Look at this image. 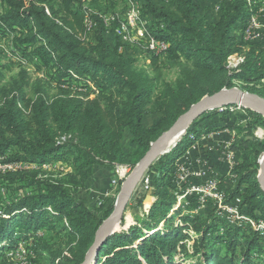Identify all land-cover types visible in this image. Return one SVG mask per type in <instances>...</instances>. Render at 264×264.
<instances>
[{
	"label": "trees",
	"instance_id": "1",
	"mask_svg": "<svg viewBox=\"0 0 264 264\" xmlns=\"http://www.w3.org/2000/svg\"><path fill=\"white\" fill-rule=\"evenodd\" d=\"M2 1L8 7L0 15L2 33L14 32L17 26L31 30L23 45L41 44L36 53L51 64L61 87L60 95L51 101L44 95L26 99L22 85L1 100L0 155L6 157L8 150L15 148V153L6 157L8 163L42 166L65 161L71 155L83 183L100 167L133 170L151 144L193 104L231 88L233 80H264L260 71L264 50L257 44L246 55L240 72L231 73L227 68L226 59L235 52L238 40L237 44H243V37L234 36L233 30L237 24L243 27L248 19L244 0L225 1L212 23L199 17L195 0H137L142 4L143 19L149 21L146 35L169 44L164 53L168 59L183 58L191 63L177 88L158 94L150 111L152 80L119 53L120 44L113 48L112 34L106 33L100 15H93L97 26L88 34L92 41L83 40L86 14L80 0H61L60 11L53 0ZM261 34L264 40V30ZM160 56L151 55L154 65ZM254 93L264 97V91ZM242 110L246 117L231 108L205 113L155 161L147 172L155 202L146 218L108 239L98 251L96 264H184L183 256L193 258V264H264V235L250 225H230L214 210L195 213V203L186 210L176 209L170 178L176 162L203 136L235 130L237 181L228 198L239 195L246 213L264 221V193L258 183L264 140L249 137L257 126L264 127V117ZM149 116L152 119L147 120ZM248 117L258 124L243 126L241 122ZM47 188L46 193L23 197L5 211L6 216H0L1 263L6 251L19 242L35 243L33 236L44 227L63 231L68 237V255L59 264H82L98 228L115 207L112 200L96 211L86 198L63 185ZM23 228L20 235L15 233ZM7 240L11 245H2ZM186 241H192L191 251ZM32 262L45 264L39 251Z\"/></svg>",
	"mask_w": 264,
	"mask_h": 264
},
{
	"label": "rangeland",
	"instance_id": "2",
	"mask_svg": "<svg viewBox=\"0 0 264 264\" xmlns=\"http://www.w3.org/2000/svg\"><path fill=\"white\" fill-rule=\"evenodd\" d=\"M17 3L22 0H15ZM29 0H25V3ZM130 1L136 3L141 9L142 4L137 0H80V5L83 7L86 17L93 15L117 16L120 20L127 18L130 11ZM225 1L232 0H195L197 11L200 18L212 23L220 16V11ZM245 5H247L246 0ZM56 9L61 10V0H53ZM158 3L160 7L161 3ZM251 11H261L260 24H264V0H253ZM248 9V8H247ZM8 11L6 3L0 0V15ZM248 10V19L252 12ZM247 19V21H248ZM145 20V19H144ZM95 21V20H94ZM93 21V22H94ZM149 23L148 20H145ZM246 21V22H247ZM95 23V22H94ZM97 26V24H96ZM95 26V28H96ZM244 27L237 24L234 27V36H244ZM264 30V29H263ZM31 30L25 27L17 26L14 32L2 33L0 29V102L5 97L12 96L14 89L18 86H23L26 99H35L36 96L44 95L50 101L58 97L61 93L60 83L56 80V75L51 64H46L36 50L41 44L23 45L22 41L31 35ZM93 33V32H92ZM110 33V34H109ZM111 37L109 40L113 48L118 47L119 53L123 57L133 61V68L146 75L151 79L152 95L148 111L151 110L152 103L155 97L162 91L168 88H177L178 83L186 77L185 71L189 69L191 63L186 59H168L166 54H162L157 63L154 65L151 54L146 50V42L148 36H136L135 43L124 44L120 43L110 31L107 33ZM83 40L92 41L91 36H84ZM243 44H237L235 52L231 53L227 59V68L231 73H238L241 70V65L245 62L246 55L251 51L252 47L257 44L264 50V40L254 38L245 41L242 38ZM264 72V68L260 70ZM257 78V76H255ZM76 83H74L75 85ZM92 87V85H90ZM231 88H238L245 92H263L264 80H254L250 82L232 81ZM87 92V91H86ZM256 94V93H254ZM262 97V96H261ZM264 98V97H263ZM21 107L24 106L21 105ZM235 113H242L246 117L244 110L232 108ZM233 112V113H234ZM152 119L151 116L147 120ZM250 123L251 125L258 124L255 118L248 117V120L242 121L243 126ZM148 124V121H147ZM264 129L262 126H257L252 135H249L251 140H264ZM259 130V131H258ZM245 132V131H244ZM248 134L247 132L245 133ZM263 137V138H262ZM172 146L171 148H173ZM170 148V149H171ZM169 149V150H170ZM168 150V151H169ZM15 153V148H11L5 154L8 158ZM261 157V156H260ZM117 167H109V175L106 167L97 168V171L92 174L89 181L83 183V179L76 174L73 164V157L68 155L65 161H52L42 166L20 163V166L15 171H7L0 173L3 178H0V216H6L7 211L13 204L18 203L23 197H34L40 192L46 193L48 185H63L69 192L76 194L79 197L86 198L90 207L99 211V207L103 204H108L112 200L117 201L123 181L128 177L132 170L128 169L124 178H119ZM125 174V173H124ZM123 174V176H124ZM147 174L138 185L129 205L124 214V224L120 226V230L127 229L135 225L137 221H142L146 218L151 206L155 202L154 189L149 184ZM97 184V188L95 187ZM101 202V203H100ZM101 205H100V204ZM194 204V202H193ZM196 204V203H195ZM199 213H209L212 209L208 205L198 206ZM51 209V208H47ZM184 210H186L184 208ZM172 213V212H171ZM176 223L178 218H175ZM25 228L16 231V234H21ZM193 238H196L195 234ZM36 246L33 242H19L15 249L6 251L5 262L0 264H35L34 260L38 259V251L45 264H59L64 256H67L68 237L63 231L52 232L42 227L34 236ZM39 242V243H38ZM187 249L191 251L192 241H186ZM2 245H11L10 241H5ZM184 264H193V258L182 257ZM195 264V263H194Z\"/></svg>",
	"mask_w": 264,
	"mask_h": 264
},
{
	"label": "built area",
	"instance_id": "3",
	"mask_svg": "<svg viewBox=\"0 0 264 264\" xmlns=\"http://www.w3.org/2000/svg\"><path fill=\"white\" fill-rule=\"evenodd\" d=\"M246 2V8L251 11L253 0H246ZM251 12L252 14L244 27L243 38L245 41L254 38L261 39V32L264 29V24L261 25L259 20L263 9L256 11V13L255 11ZM100 18L103 20L106 33L111 31L124 44L135 43L137 41L136 36L144 38L145 33H147L148 23L142 17V10L136 3L131 1L130 11L125 20H120L115 15H100ZM95 26L96 23L93 22V19L87 16L85 19V36L91 34ZM135 32L136 36L134 35ZM168 48V43L160 41L153 36H148L146 50L149 54L162 55L167 52ZM231 110L233 109L231 108ZM220 132H213L205 136L213 137ZM234 141L235 139L233 138L225 141L222 145L223 157L227 163L228 177L232 184L237 181L236 168L238 166V156L233 150ZM197 143L187 151L180 161L176 162L170 175L171 182L175 187L176 209L179 207L189 209L194 202L197 206L194 212L199 213L198 206L208 205L215 211L217 216L225 219L230 225H250L254 230L264 235V221L261 219L256 220L246 213V206L243 205L239 195L231 199L228 198L230 187L223 183L220 177L211 170L208 161L192 158L191 150L196 148ZM209 151H212V147ZM19 166L20 163H8L6 157L0 155V173L15 171ZM126 171L123 168L116 169L117 174L120 175L119 178H124L127 174Z\"/></svg>",
	"mask_w": 264,
	"mask_h": 264
},
{
	"label": "water",
	"instance_id": "4",
	"mask_svg": "<svg viewBox=\"0 0 264 264\" xmlns=\"http://www.w3.org/2000/svg\"><path fill=\"white\" fill-rule=\"evenodd\" d=\"M237 107L251 110L264 117V98L238 88H224L219 92L205 96L193 104L177 121L154 141L144 157L138 162L123 181L115 207L111 215L98 228L94 243L90 247L82 264H96L100 247L120 230L128 205L148 170L155 161L175 146L190 126L202 115L215 110ZM258 183L264 193V153L259 158Z\"/></svg>",
	"mask_w": 264,
	"mask_h": 264
},
{
	"label": "crops",
	"instance_id": "5",
	"mask_svg": "<svg viewBox=\"0 0 264 264\" xmlns=\"http://www.w3.org/2000/svg\"><path fill=\"white\" fill-rule=\"evenodd\" d=\"M259 130L264 129L260 128ZM236 136L237 132L235 130L226 129L218 134H215L213 137H203L201 140L198 141L196 148L191 150L192 158L203 160L205 159L206 161H208L211 170H213V172L220 177L221 181L227 184L230 189H232L235 184H232L229 180L227 163L223 157L222 145L225 141L232 140L233 138L235 139ZM211 147L212 151H209ZM106 168L109 175V168ZM97 187V184H95L94 188Z\"/></svg>",
	"mask_w": 264,
	"mask_h": 264
}]
</instances>
